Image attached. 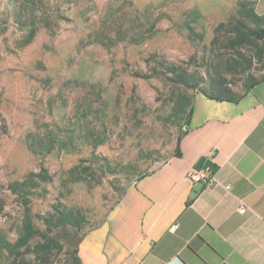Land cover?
<instances>
[{"label": "rangeland", "instance_id": "rangeland-1", "mask_svg": "<svg viewBox=\"0 0 264 264\" xmlns=\"http://www.w3.org/2000/svg\"><path fill=\"white\" fill-rule=\"evenodd\" d=\"M244 2L264 21V0H0V231L10 243L23 222L35 231L18 255L0 248V264H78L59 212L73 213L80 234L99 225L174 155L210 80L240 97L264 75L261 40L231 67L210 51L231 17L264 28L238 14Z\"/></svg>", "mask_w": 264, "mask_h": 264}, {"label": "crops", "instance_id": "crops-1", "mask_svg": "<svg viewBox=\"0 0 264 264\" xmlns=\"http://www.w3.org/2000/svg\"><path fill=\"white\" fill-rule=\"evenodd\" d=\"M204 169L214 186L189 179ZM77 256L81 264H264V79L237 102L196 93L179 155L128 186Z\"/></svg>", "mask_w": 264, "mask_h": 264}, {"label": "trees", "instance_id": "trees-1", "mask_svg": "<svg viewBox=\"0 0 264 264\" xmlns=\"http://www.w3.org/2000/svg\"><path fill=\"white\" fill-rule=\"evenodd\" d=\"M247 2H244L240 5V12L239 15L244 14L247 16L254 24L262 23L264 24V21L262 18L257 16L255 13H253L251 10H243V6H245ZM227 27H231L230 30L227 29ZM234 33L236 38L233 40H229L226 34L228 33ZM254 40H261L262 42V49L259 54V59H262L264 64V28L261 29H248L245 24H243L239 19L235 18H229L225 22H220L213 30V38L210 42V51L214 53L216 58L219 61H222L225 65L228 63L229 66H233L235 63L241 62L239 59H242L244 56L241 53V50L248 44L250 41ZM218 51H231L232 53H235L231 57L234 56V58L226 59V54L222 52L221 54H216L215 52ZM249 65H251V60L248 62ZM166 72L168 74H172L175 76V81L179 84H182L184 86H188L190 82V75L187 74L186 71L177 73V70L174 67L166 68ZM264 79V75L260 79H254L253 82H251L245 92H248L250 89L261 83V81ZM203 80H200L202 82ZM199 82V83H200ZM201 93L207 97L210 100L215 101H226V102H237L239 98L233 94V92L230 90V88L227 86L226 81L224 78H218L210 80L208 83V88L201 91ZM192 113V104L190 107V113L188 116V121ZM180 141V140H179ZM179 141L176 147L175 155H179ZM164 162L158 163L152 168L148 173H151L158 167H160ZM146 173V174H148ZM145 175V174H144ZM43 181L48 180L47 173H44ZM80 221L75 218L73 213L68 212H59L56 218L55 227L59 228L60 231L63 233V239L66 241L70 246L73 248V253L76 257V262L78 264L80 263V260L77 256V249L78 244L82 240L84 234H80V228L79 225ZM35 235V231L31 227L30 223L23 222L22 228L19 232L18 238L15 240L14 243L8 242V240L5 238V236L0 231V248L1 249H9L10 247L15 248L16 255L20 254L21 249L27 247L29 242L33 239Z\"/></svg>", "mask_w": 264, "mask_h": 264}, {"label": "built area", "instance_id": "built-area-1", "mask_svg": "<svg viewBox=\"0 0 264 264\" xmlns=\"http://www.w3.org/2000/svg\"><path fill=\"white\" fill-rule=\"evenodd\" d=\"M189 179L193 183L201 184L205 187L214 186V177L213 173L210 169L204 170H190L188 173ZM228 189V187H226ZM239 213H245L247 211V207L245 205H241L238 209Z\"/></svg>", "mask_w": 264, "mask_h": 264}]
</instances>
